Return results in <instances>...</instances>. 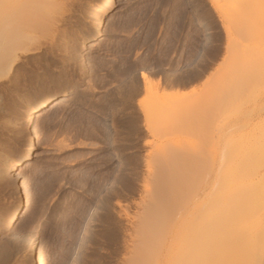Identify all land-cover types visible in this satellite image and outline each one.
Here are the masks:
<instances>
[{"label": "rangeland", "instance_id": "obj_1", "mask_svg": "<svg viewBox=\"0 0 264 264\" xmlns=\"http://www.w3.org/2000/svg\"><path fill=\"white\" fill-rule=\"evenodd\" d=\"M4 1L42 45L0 80V264H25L31 233L38 264H171L215 247L222 264L220 235L235 248L254 236L250 264H264V185L223 196L233 171L264 158V0H217L225 26L207 0H115L91 41L102 0ZM141 70L183 95L160 87L151 124L136 103ZM62 93L33 116L34 153L15 172L25 201L9 221L21 113Z\"/></svg>", "mask_w": 264, "mask_h": 264}, {"label": "bare ground", "instance_id": "obj_2", "mask_svg": "<svg viewBox=\"0 0 264 264\" xmlns=\"http://www.w3.org/2000/svg\"><path fill=\"white\" fill-rule=\"evenodd\" d=\"M31 1V0H30ZM29 1V2H30ZM209 2V5L211 6V8L214 10V12H217V16L219 18V20L221 21V24L223 26H225V24H227L228 22V18L225 14V12H223V9H222V5L218 4L217 3V0H207ZM6 1L4 0H0V80L1 79H4L11 71L12 67L14 66V64L17 63V61L19 60V58L21 57L22 54H30V53H33L37 50L40 49V46L42 44H40L39 42H37L36 40V37L34 35H32V31L30 29H26L23 25L25 24L24 22H16V15L13 11V9H11L10 6H7L8 3H7V7L3 6ZM11 2V1H10ZM13 2V1H12ZM28 4V2H26ZM25 3V4H26ZM34 3V2H33ZM30 4L31 5H33ZM115 3V0H102L98 6H96L94 12H93V16L95 17L94 19V27H93V31L91 33H89L85 38L84 40L85 41H91V40H94L96 37H98L100 34H101V31L103 29V25H104V16L110 11V9L112 8V6L114 5ZM14 4V3H13ZM12 4V5H13ZM24 4V5H25ZM11 5V6H12ZM16 5V4H14ZM4 8H3V7ZM26 6V5H25ZM10 7V8H9ZM32 7V6H31ZM6 8V9H5ZM13 8V7H12ZM19 9V8H18ZM17 9V10H18ZM13 12H12V11ZM20 10V9H19ZM30 11V10H29ZM27 12V11H26ZM17 13V11H16ZM27 15V13L23 12V15ZM20 15H22L21 11H20ZM29 16L31 15H28V18ZM34 16V15H33ZM38 16V15H36ZM25 17V16H24ZM242 17V16H241ZM32 18V17H31ZM37 18V17H36ZM35 18V19H36ZM41 19V18H40ZM37 20V21H42V20ZM55 19V18H54ZM241 19V18H240ZM18 20V19H17ZM20 20V19H19ZM56 20V19H55ZM32 21V20H31ZM44 21V20H43ZM35 22V21H34ZM46 22V21H45ZM44 22V23H45ZM48 22H51L50 20ZM48 22H46L47 24H49ZM54 22V20H53ZM57 22V21H56ZM24 23V24H22ZM43 23V24H44ZM38 25H40V27L42 26V23L40 22L39 23H36ZM52 24V23H51ZM35 25V24H33ZM37 25V26H38ZM50 25V24H49ZM30 26V25H29ZM36 26V27H37ZM54 26V24H53ZM199 28L200 29H206V25L205 24H199ZM31 27V26H30ZM39 27V26H38ZM42 27H45L42 26ZM42 27L39 28L42 30ZM51 27V25H50ZM56 27V26H55ZM49 28V27H48ZM47 28V29H48ZM53 28V27H51ZM50 28V29H51ZM46 29V28H45ZM49 30V29H48ZM228 29L226 28V32ZM37 31V30H36ZM35 31V33H36ZM44 31V30H43ZM54 31V30H53ZM42 35V34H40ZM43 48V47H42ZM48 48V47H47ZM54 49V48H53ZM72 49V48H71ZM66 52V51H65ZM49 53V52H48ZM70 55V54H69ZM57 57V56H56ZM43 58V57H42ZM50 58V57H49ZM41 60V59H40ZM39 60V61H40ZM196 73V72H195ZM150 73L146 72V71H139L138 73V77L139 79L141 80L142 82V85H143V95L141 97H138L136 103H137V106H139V109L140 111L143 113V118L146 121L147 124H151V122H148L149 121V118H152V113H153V110L155 111V109L152 110V107L156 104H154V100L157 99L156 96L160 97L161 98V95L162 94H176V96L178 97H181L183 96L182 94H180L181 96L177 95L179 94L178 91H173L171 90L170 88L166 89L165 86L161 87L160 85V82H159V79L157 78L156 80H154L151 75H149ZM198 74V73H197ZM245 77V76H244ZM250 77V76H249ZM135 77H133L134 79ZM132 79V80H133ZM136 79V78H135ZM137 80V79H136ZM135 81V80H134ZM133 81V83H135ZM66 82V81H65ZM164 82V81H163ZM136 84V83H135ZM163 84V83H162ZM172 84V83H171ZM137 85V84H136ZM135 85V87H136ZM166 85V84H165ZM160 87L162 88V92L161 95H156V92L158 90H160ZM138 88V87H136ZM136 88L135 90H133L131 94H135V91H136ZM171 90V91H170ZM138 91V90H137ZM136 91V92H137ZM159 93V92H158ZM68 93H62V94H59V95H55V94H51V95H47V96H43L41 97L39 100H38V103L36 106L32 107L30 105H25L26 107L23 109L22 113H21V116L19 118V123L21 125L24 126V130L26 132V136H27V141H26V144H25V148L20 151L15 157L13 158H10V159H7L6 160V163H5V167L7 168L8 171H10L12 173V182L13 184H15V193H16V198H15V202L12 204L11 208L9 209L8 213H7V219L9 221H13L17 218L21 208L23 207L24 205V201H25V197H24V193L23 191L21 190L20 186L16 184V179H17V176L15 174L18 166L20 165H23L24 163H26L32 156H33V153H34V149H35V145H36V142H35V137H34V134H33V131H32V119H33V116L36 115V114H41L45 111V109L47 108L48 104L50 102H54L52 107H55V106H58V104H60L61 102L65 101L68 99ZM130 95V94H129ZM187 95V94H186ZM135 96V95H134ZM149 96V97H148ZM153 97V99L151 100V98ZM147 97V98H146ZM151 97V98H150ZM129 96H128V100H129ZM134 98V97H133ZM155 98V99H154ZM163 98V97H162ZM149 99V100H147ZM159 99V98H158ZM132 100V99H131ZM160 100V99H159ZM162 100V99H161ZM130 101V100H129ZM128 101V102H129ZM134 101V100H133ZM157 102V100H155V103ZM160 101H158L159 103ZM162 102L164 103V101L162 100ZM132 103V102H131ZM130 103V104H131ZM162 103V104H163ZM154 104V105H153ZM160 104V105H162ZM167 105V103H166ZM165 105V106H166ZM159 106V105H158ZM164 106V105H163ZM133 107V106H132ZM157 107V106H155ZM161 107V106H160ZM159 107V109H160ZM167 108V107H165ZM50 109V108H49ZM157 109V108H156ZM151 110V112H150ZM162 111V110H160ZM164 112H166L164 110ZM149 114V115H148ZM154 114V113H153ZM158 116V115H157ZM161 117V116H160ZM155 118L158 119V117L155 116ZM112 129V128H111ZM113 137L118 139V138H121V134H120V131H117V130H113ZM119 141V140H117ZM260 157V156H259ZM251 161V160H250ZM249 161V162H250ZM251 163V162H250ZM241 165V164H240ZM245 165V164H244ZM250 168L246 169V166L241 169H239L238 171H233L234 173H232V177H230V180H227L229 181L230 185L231 186L229 189V191L231 193H229L228 195H223V196H227L225 199L230 202V200L232 198H234V194L237 195V197L235 196V198H238V196H241L242 193H246L248 191H252V194L255 195V193L258 195V191H260V188L264 185V158H259L258 160H256L254 162L253 165L249 164ZM239 167H243L242 165L239 166ZM246 169V170H245ZM228 183V182H227ZM228 185V184H227ZM251 187V189H249ZM228 190V188H226ZM258 192V193H257ZM251 194V193H250ZM251 194V195H252ZM232 195V196H231ZM256 195V196H257ZM222 196V197H223ZM247 196V195H245ZM242 197V196H241ZM230 198V200H228ZM234 198V199H235ZM243 198H246V197H243ZM256 198V197H255ZM254 198V199H255ZM237 201H234V202H238V200L240 202H242V200H240V198L236 199ZM226 201V202H227ZM244 201V200H243ZM224 203H226L224 200H223ZM228 202L226 204H228ZM257 202V201H255ZM252 206L255 205L254 202H252ZM243 205V204H242ZM239 206V205H238ZM241 206V205H240ZM251 206V207H252ZM246 207V206H245ZM239 208V207H238ZM240 209V208H239ZM246 209V208H245ZM241 210V209H240ZM244 210V209H243ZM241 210V211H243ZM253 210V209H252ZM240 211V212H241ZM254 212V210H253ZM242 213V212H241ZM252 213V211H250V214ZM231 214V213H230ZM243 214V213H242ZM246 215V214H244ZM253 215V214H252ZM254 215L256 216H263L264 217V208L262 209H259L255 211ZM231 216V215H230ZM234 216V214H233ZM238 216V214H237ZM243 216V215H242ZM254 216V217H255ZM234 218V217H232ZM251 219H253L252 217H250ZM257 218V217H256ZM217 221L220 220L218 217L216 218ZM221 219H222V216H221ZM224 220V223L227 222L228 219H225L223 218ZM222 219V221H223ZM236 219V217L234 218ZM233 219V220H234ZM255 219V218H254ZM253 219V220H254ZM262 218L259 219V221L261 220ZM232 220V221H233ZM252 220V221H253ZM257 220V219H256ZM216 221V220H215ZM216 221V222H217ZM221 221V220H220ZM251 221V222H252ZM259 221H256L259 222ZM215 222V223H216ZM254 222V221H253ZM252 222V223H253ZM214 223V225H215ZM220 223V222H218ZM222 224V223H221ZM249 233V232H248ZM257 234V233H255ZM260 234V233H258ZM31 237L29 239V242L26 246V253L28 255V261L25 263V264H38V258H37V255H36V241H35V235H32V233L30 234ZM248 236V234H245ZM249 235H251L249 233ZM254 235V233H253ZM224 236V235H223ZM259 236V235H258ZM227 237V236H226ZM230 237V236H229ZM242 237V236H241ZM254 236H248L247 239H245L246 241L244 243H239L240 245L238 247L235 248L234 246V242L236 241V238L235 239H223L222 238V235H220V237L218 236V238H220V240H216L220 246H223L225 250H223L224 252V258L220 257L221 261H222V264H250V261L251 259L254 257L253 254L254 252H252V250H249V246H252L251 242L253 241L254 238H252ZM231 238H232V235H231ZM246 238V237H244ZM260 238V237H258ZM217 239V238H215ZM224 240V241H223ZM229 240V241H228ZM256 242V239L254 240ZM253 241V242H254ZM222 242V243H220ZM254 242V244H255ZM234 246V247H233ZM237 246V245H236ZM215 247V246H214ZM253 247V246H252ZM251 248V247H250ZM213 249V248H212ZM216 249V247H215ZM207 250V252H204L201 250V252H199L197 254V260L196 259H186L183 255H185L186 253V257H187V253L189 250H178L176 252V256L174 255L173 256V259H170V262L172 264V261H173V264H196V261H198V264H214L216 263L214 260V258L217 257V253H219L220 251L219 250ZM218 249V248H217ZM167 251V250H166ZM171 251V250H170ZM168 251V252H170ZM206 251V250H205ZM254 251V250H253ZM174 253V252H173ZM222 253V252H220ZM253 253V254H252ZM167 254V253H166ZM220 255V254H219ZM222 255V254H221ZM167 256V255H166ZM170 256V254H168V257ZM216 256V257H215ZM190 257V256H188ZM194 257V256H193ZM196 257V256H195ZM170 258V257H169ZM168 258V259H169ZM172 258V257H171ZM219 259V257H218ZM224 260V263H223V260ZM143 261H146L144 259H142ZM196 260V261H195ZM217 260V259H216ZM142 261V262H143ZM175 261V262H174ZM147 262V261H146ZM146 262H143L146 263ZM214 262V263H213ZM252 262V261H251ZM257 263V261H255ZM142 264V263H141ZM148 264V262H147ZM219 264V263H217ZM221 264V263H220Z\"/></svg>", "mask_w": 264, "mask_h": 264}]
</instances>
